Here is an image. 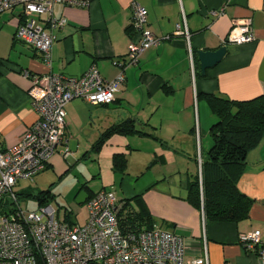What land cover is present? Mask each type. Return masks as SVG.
<instances>
[{
  "label": "crops",
  "instance_id": "0c3cea01",
  "mask_svg": "<svg viewBox=\"0 0 264 264\" xmlns=\"http://www.w3.org/2000/svg\"><path fill=\"white\" fill-rule=\"evenodd\" d=\"M132 1L145 9L147 27L153 33L172 38L144 50L137 64L124 68L125 81L111 103L93 105L83 99L67 103L64 142L68 145L71 132L92 127L96 119L103 124L98 137L127 118L151 136L112 134L97 154L101 187L91 191L80 185L75 197L81 190L92 195L113 189L121 206L138 196L153 227L185 238L187 258L198 256L205 247L208 264H260L257 254L246 251L239 238L260 230L264 244V139L247 154L238 182V188L253 199L247 218L207 220L186 195L190 176L199 173L198 158L211 144L209 130L216 121L203 94L247 100L264 93V0H91L87 7L54 4V16L65 18L66 23L54 31L50 68L37 50L14 38L21 7L0 13V146H14L36 119L27 94L30 80L20 69L77 77L95 64L107 80L119 73L117 61L124 60L130 39ZM218 9L221 15L210 14ZM182 15L189 44L173 35ZM243 18L251 19L257 40L225 44L233 20ZM222 46L226 47L222 59L202 74L197 51ZM115 153L126 157L124 174L112 169ZM69 158L57 146L48 166L63 168ZM145 175L149 178L139 183ZM135 208L130 201L124 210Z\"/></svg>",
  "mask_w": 264,
  "mask_h": 264
},
{
  "label": "built area",
  "instance_id": "2783aa9c",
  "mask_svg": "<svg viewBox=\"0 0 264 264\" xmlns=\"http://www.w3.org/2000/svg\"><path fill=\"white\" fill-rule=\"evenodd\" d=\"M90 2L0 0V13L21 7L14 38L37 50L50 68L54 31L66 23L65 18L54 16V4L87 7ZM130 8L133 36L127 44L124 60L117 61L120 71L113 79H105L95 64L77 77L53 72L31 74L22 69V74L30 80L27 94L36 119L14 146L6 149L0 146V264L209 263L205 247L198 256L187 258L185 238L171 230L152 227L123 233L117 218L120 205L113 189H101L85 200L86 219L82 223H70L65 216L59 218L58 209L51 203L28 210L25 199L19 198L15 190L16 185L31 182L46 170L57 146L65 145L60 153L64 157L70 155L64 142L67 103L74 99H83L93 105L111 103L125 81L124 68L137 64L144 50L172 38V35L158 36L147 27L146 11L138 2L132 1ZM210 14L219 16L222 9L211 10ZM173 35L182 36L189 44L190 33L184 15ZM257 38L251 19L243 18L233 20L223 42L240 45ZM198 166L200 176V158ZM239 241L246 251L255 252L260 264H264L260 230L241 234Z\"/></svg>",
  "mask_w": 264,
  "mask_h": 264
},
{
  "label": "trees",
  "instance_id": "16d2710c",
  "mask_svg": "<svg viewBox=\"0 0 264 264\" xmlns=\"http://www.w3.org/2000/svg\"><path fill=\"white\" fill-rule=\"evenodd\" d=\"M127 31L131 38L133 30L130 25ZM2 63L0 59V66ZM203 95L216 121L209 130L211 144L201 158V175L196 173L190 176L186 200L193 207L201 209L207 220L237 222L247 218L253 203V199L238 188V182L245 170L247 154L264 139V93L247 100H233L207 93ZM115 133L151 136L143 128H137L133 119L127 118L105 129L98 137L94 151L98 152ZM126 163L123 153L112 156L114 172L124 174ZM18 196L21 199L32 198L38 206L54 199L51 185L37 194L23 191L18 192ZM130 201L136 204V208L124 210ZM64 213L66 221H75L70 211ZM148 215L138 196L126 200L117 213L119 227L125 234L152 228Z\"/></svg>",
  "mask_w": 264,
  "mask_h": 264
},
{
  "label": "rangeland",
  "instance_id": "374dc122",
  "mask_svg": "<svg viewBox=\"0 0 264 264\" xmlns=\"http://www.w3.org/2000/svg\"><path fill=\"white\" fill-rule=\"evenodd\" d=\"M102 126L100 120L96 119L92 127L76 128L68 137L67 146L72 153L66 160L67 166L63 168L48 166L33 181L21 182L16 185L15 190L37 194L51 185L54 199H51L50 203L58 209V217L63 218L64 212L70 211L72 217L82 223L86 215L85 204H75L74 197L80 185L87 186L91 191H97L101 187V174L98 175L100 164L97 160L98 152L94 151V145L98 139V131L103 128ZM208 140L211 143L210 138ZM64 147L65 145H59L60 151ZM148 178L149 175H145L139 183H143ZM25 203L28 210H35L38 207L37 201L32 198L25 199Z\"/></svg>",
  "mask_w": 264,
  "mask_h": 264
},
{
  "label": "water",
  "instance_id": "95a60500",
  "mask_svg": "<svg viewBox=\"0 0 264 264\" xmlns=\"http://www.w3.org/2000/svg\"><path fill=\"white\" fill-rule=\"evenodd\" d=\"M226 52V47L222 46L216 50H198L197 56L199 60V67L202 74L205 73L206 69L213 67L217 64ZM88 198V193L81 190L75 197V204H83Z\"/></svg>",
  "mask_w": 264,
  "mask_h": 264
}]
</instances>
